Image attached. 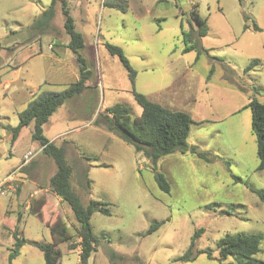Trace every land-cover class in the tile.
<instances>
[{"label": "rangeland", "instance_id": "rangeland-1", "mask_svg": "<svg viewBox=\"0 0 264 264\" xmlns=\"http://www.w3.org/2000/svg\"><path fill=\"white\" fill-rule=\"evenodd\" d=\"M66 1L84 41L78 53L67 47L60 1L50 23L37 29L33 21L51 0H0V180L21 164L25 152H34L15 172V189L0 195V264H8L19 212L20 236L27 240L50 243L48 224L59 218L72 243L79 241L70 207L50 190L56 167L32 139L33 122L14 141L3 127L16 126L18 113L41 90L62 91L77 80L78 55L89 70L86 86L49 116L43 134L64 147L71 188L81 203H107L108 215L95 211L90 217L98 243L87 264H219L218 240L237 232L262 236L255 258L264 261V203L249 189H264V170H257L251 111L245 106L253 98L264 103V0ZM191 10L206 19L207 34L198 36ZM105 43L123 50L136 72V91L191 118L188 149L156 163L169 193L154 181L152 162L106 127L107 107L123 103L131 118L141 109L126 70ZM252 60L257 63L248 67ZM40 202L38 217L30 206ZM155 221L163 223L146 233ZM198 229L203 231L192 252L210 249L212 257L177 261ZM68 245L59 244L61 264H77L80 247ZM14 259L44 264L41 251L29 243Z\"/></svg>", "mask_w": 264, "mask_h": 264}, {"label": "trees", "instance_id": "trees-1", "mask_svg": "<svg viewBox=\"0 0 264 264\" xmlns=\"http://www.w3.org/2000/svg\"><path fill=\"white\" fill-rule=\"evenodd\" d=\"M57 1L61 2V11L64 16L63 27L69 37L67 47L73 53H78L84 47V41L82 34L75 29L74 19L69 13L66 0H51L49 6L43 9L40 16L33 21L32 26L37 29L47 26L54 16V6ZM103 4L107 5L106 0H104ZM190 14L197 25L198 36L207 34L206 19L202 18L197 10H191ZM246 26L245 24L244 28ZM253 28L258 29V26L254 23ZM104 47L110 55L118 58L126 70L132 85L131 94L141 109L139 116L131 118L130 108L123 103H115L107 107V114L104 115L106 127L124 143L131 145L136 153L152 162L155 170L154 181L160 190L169 193L170 184L161 171H156V163L160 158L168 154L183 153L188 149L187 137L191 118L184 111L164 107L136 91L133 87L136 72L130 65L123 50L111 43H105ZM193 47L194 45H192ZM188 49V47H185L183 51ZM77 60L81 63L77 80L69 83L62 91L41 90L18 113L19 122L16 126L12 127L6 124L3 127L11 133V141H14L18 137L20 130L33 122L32 139L39 142L40 150L52 158L56 167L54 174L49 179L50 190L70 207L78 223V228L75 230L79 241L77 245L72 243L71 233L59 218L48 224L51 236L50 243L27 240L25 237L20 236L19 223L22 217L19 212L12 230L13 243L8 248V264L12 263V260L19 254V249L25 243H29L41 251L44 264H61L62 253L59 249V244L67 242H69L68 246L70 249H74L77 246L80 247L77 264H87L98 243V239L92 231L90 217L95 211L106 215L109 214L106 202L90 199L86 205L81 203L79 196L71 188V167L66 161L64 147L57 146L43 134V124L48 121L49 116L67 99L80 94L86 86L85 82L88 79L89 70L86 68L85 60L82 56L78 55ZM254 63H257V60H252L248 67ZM245 106H248L251 111V130L255 135L256 155L258 158L257 170L262 171L264 170V103L253 98ZM198 155L204 157L203 154L198 153ZM87 171L85 170L84 172L83 186L89 191L91 181L87 177ZM249 189L264 203V189H256L252 186ZM41 204L42 202L39 203L37 208L30 206V213L41 217ZM162 223V221L152 222L146 233L156 230ZM202 231V229H198L194 232L188 248L182 255L177 257V261H192L199 254H205L207 258L212 257L210 249L192 252L195 239ZM261 240V235L244 232L224 235L217 242V260L219 264H264V261L255 258V254L260 251Z\"/></svg>", "mask_w": 264, "mask_h": 264}, {"label": "built area", "instance_id": "built-area-1", "mask_svg": "<svg viewBox=\"0 0 264 264\" xmlns=\"http://www.w3.org/2000/svg\"><path fill=\"white\" fill-rule=\"evenodd\" d=\"M34 152L29 150L24 153L21 164L14 169L12 172L8 173L5 177L0 180V195L6 194L10 190H14V180L15 172L19 170L22 166L26 165L33 157Z\"/></svg>", "mask_w": 264, "mask_h": 264}, {"label": "crops", "instance_id": "crops-1", "mask_svg": "<svg viewBox=\"0 0 264 264\" xmlns=\"http://www.w3.org/2000/svg\"><path fill=\"white\" fill-rule=\"evenodd\" d=\"M16 168H17V167H16ZM16 168H15V169H16ZM58 199H59V197H58ZM25 208H27V206H25ZM14 261H15V259L12 260V263H11V264H14Z\"/></svg>", "mask_w": 264, "mask_h": 264}]
</instances>
